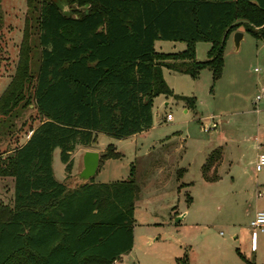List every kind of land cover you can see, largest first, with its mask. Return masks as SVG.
I'll return each mask as SVG.
<instances>
[{"label":"trees","instance_id":"1","mask_svg":"<svg viewBox=\"0 0 264 264\" xmlns=\"http://www.w3.org/2000/svg\"><path fill=\"white\" fill-rule=\"evenodd\" d=\"M26 1L21 58L0 97V117L26 101L44 119L25 143L0 152V179L14 180L12 203H0V264H113L134 246L135 167L124 180L93 177L70 188L72 154L99 133L123 139L152 128L159 95L194 109L195 97L175 94L162 69L195 78L207 68L217 81L233 32L264 41V0ZM34 32L41 59L28 79ZM158 40L183 42L185 49L158 51ZM198 42L210 45L204 60L196 58ZM56 148L66 165L63 181L54 174ZM122 156L110 144L98 171L105 160ZM219 159V150L211 153L205 176ZM236 251L245 264H258Z\"/></svg>","mask_w":264,"mask_h":264},{"label":"rangeland","instance_id":"2","mask_svg":"<svg viewBox=\"0 0 264 264\" xmlns=\"http://www.w3.org/2000/svg\"><path fill=\"white\" fill-rule=\"evenodd\" d=\"M27 14L26 0H0V97L17 75ZM209 46L208 42L196 44L198 60L206 59ZM155 47L162 52H179L185 43L158 40ZM40 59L34 32L28 79L36 76ZM223 59L216 82L207 68L195 78L162 69L175 94L195 97V110L186 112L184 100L159 95L154 99L155 128L148 137L119 139L99 133L95 143L80 145L72 154L70 188L80 183L78 175L88 150L105 151L112 144L124 153L121 158L105 160L95 182L127 179L135 167L140 191L135 204L134 246L124 259L127 264H180V258L189 264H245L236 249L264 264L260 235L257 256L250 254L245 217L257 189L264 188V166L254 172L257 155L264 153V99L254 104V96L264 86V43L244 32L236 48L231 34ZM166 112L173 114L174 121L160 123L161 114ZM43 119L34 104L26 101L10 117H0V152L25 143L31 129ZM218 133L226 138L222 143L225 159L217 172L220 178L208 182L202 178L201 166L212 144L219 143ZM53 169L58 180L66 178L60 148L54 150ZM13 198V178H1L0 203H12ZM176 209L183 217L180 223L174 216Z\"/></svg>","mask_w":264,"mask_h":264},{"label":"crops","instance_id":"3","mask_svg":"<svg viewBox=\"0 0 264 264\" xmlns=\"http://www.w3.org/2000/svg\"><path fill=\"white\" fill-rule=\"evenodd\" d=\"M239 31H241V30H239ZM241 32H243V31H241ZM243 35H244V32H243ZM261 41V40H260ZM261 42H263L264 43V41H261ZM178 73V72H177ZM216 82V81H215ZM171 98H173L172 96H171ZM167 100V99H166ZM169 103H166V105H168ZM254 104H256V103H254ZM190 108L188 107L187 108V110H186V112L189 110ZM192 109V108H191ZM194 110H195V108H194ZM254 110L256 111V112H259L258 111V109H255L254 108ZM168 114H172L171 112H166L165 114H161V116H160V119H161V121H160V123H162V122H167V123H169V122H172V121H174V116H173V118L171 119V120H168L167 119V115ZM195 114H196V112H195ZM173 115V114H172ZM198 116V117H197ZM196 117H197V119H198V121L200 122L201 121V118L199 117V115L198 114H196ZM155 128V123L153 124V126H152V128H150L149 130H147V131H143V132H141V133H138V134H135V135H133V136H130V137H127V138H139L140 136H142V138H146V137H148L149 136V134H150V132L153 130ZM99 136V135H98ZM127 138H123V139H127ZM225 136L222 134V133H218L217 135H216V141H219V143H217V144H212L213 146L210 148V150L208 151V153H207V155H206V157H205V161H204V163L202 164V166L205 164V162L207 161V159L209 158V156L211 155V153H213L214 151H216V150H219L220 151V159L218 160V162H216L215 164H213V166L210 168V170L208 171V174L205 176L204 174H203V170H202V166H201V175H202V178L204 179V181H208V182H211V181H216V180H218L219 178H220V176L218 175V169H219V167L221 166V164L224 162V159H225V151H224V146L222 145V143H226L225 142ZM221 142V143H220ZM115 148H116V150L118 151V152H120V153H122V155H124V153L123 152H121V151H119L118 149H117V147L115 146ZM260 149V148H259ZM100 154L101 153H103L104 152V150H100V151H98ZM263 166H257L256 165V163H255V166H254V172L255 173H257V172H259L260 170H261V168H262ZM257 179V178H256ZM259 189V188H258ZM257 189V190H258ZM188 198H190L189 200L191 201L192 200V197L189 195V197ZM173 209H175V207L173 208ZM264 209V196H261V197H256L255 196V200H254V204H253V206H252V209L251 210H247V213H246V219H247V221H248V223H247V228L249 229V231H250V254H254L253 256H257L256 254H257V250H258V244H257V240H258V237H259V235H260V237H261V247H262V249H264V231H258V232H256L255 233V240H256V243H254V247L252 246V232H251V230H250V228H249V221L253 218V216H254V214L257 212V211H259V210H263ZM180 215H181V213L176 209L175 211H174V216H178L179 217V219H178V222L180 223L181 222V220L183 219V217L181 216L180 217ZM236 250H238V249H236ZM239 251V250H238ZM237 252V251H236ZM130 253V252H129ZM128 253V254H129ZM241 253V252H240ZM128 254H124L123 255V257L122 258H124L125 259V257H127L128 256ZM241 254H243V253H241ZM244 255V254H243ZM247 259H250L248 256H246V255H244ZM254 262H255V260H253ZM255 263H257V262H255ZM258 264H261V263H258Z\"/></svg>","mask_w":264,"mask_h":264},{"label":"built area","instance_id":"4","mask_svg":"<svg viewBox=\"0 0 264 264\" xmlns=\"http://www.w3.org/2000/svg\"><path fill=\"white\" fill-rule=\"evenodd\" d=\"M264 99V86H261L256 95L254 96V103H258ZM173 118L172 114L167 115V119L171 120ZM257 166H264V153H259L256 158ZM256 196L261 197L264 196V188L258 189L256 191ZM249 228L252 232V246L254 247L255 243V233L258 231H264V209L257 211L253 218L249 221ZM113 264H127L124 258L117 259Z\"/></svg>","mask_w":264,"mask_h":264},{"label":"water","instance_id":"5","mask_svg":"<svg viewBox=\"0 0 264 264\" xmlns=\"http://www.w3.org/2000/svg\"><path fill=\"white\" fill-rule=\"evenodd\" d=\"M233 34V41L235 47L239 46V42L243 38V32L235 31ZM100 165V153L98 151L88 150L84 153V168L79 173L78 179L80 181H88L89 179L95 177L98 173Z\"/></svg>","mask_w":264,"mask_h":264}]
</instances>
